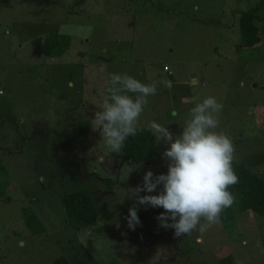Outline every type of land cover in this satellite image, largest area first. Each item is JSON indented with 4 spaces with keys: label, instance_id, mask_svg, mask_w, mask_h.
<instances>
[{
    "label": "rangeland",
    "instance_id": "374dc122",
    "mask_svg": "<svg viewBox=\"0 0 264 264\" xmlns=\"http://www.w3.org/2000/svg\"><path fill=\"white\" fill-rule=\"evenodd\" d=\"M259 3L263 39L244 46L241 14ZM49 32L70 34L63 56L41 51ZM110 73L156 82L137 126L156 121L174 136L195 103L215 97L223 105L215 131L264 178V0H0V264H49L62 254L73 264H220L228 254L264 264V215L251 210L176 237L156 219L163 208L136 205L140 224L127 226V189L147 170L167 172V145L158 143L155 165L124 161L122 151L97 159L105 148L91 122ZM80 188L98 220L75 230L62 198ZM27 207L43 233L27 226Z\"/></svg>",
    "mask_w": 264,
    "mask_h": 264
},
{
    "label": "clouds",
    "instance_id": "9594fccd",
    "mask_svg": "<svg viewBox=\"0 0 264 264\" xmlns=\"http://www.w3.org/2000/svg\"><path fill=\"white\" fill-rule=\"evenodd\" d=\"M164 83L169 89L172 87L171 81ZM105 92L107 98L91 122L92 130L99 131L103 140L105 152L97 157L101 162L107 155L120 154L125 141L137 134L147 97L156 94L157 83L145 84L127 74L110 73ZM222 108L213 96L195 103L182 131L175 136L167 126L150 123L156 142L167 145L161 154L167 161V172L154 174L147 170L142 184L127 189L128 198L134 200L125 217L130 229L140 224L136 205L163 208L156 219L160 227L174 229L176 237L196 230L205 232L219 222L224 209L233 205L235 200L229 189L238 183L232 166L234 147L226 134L215 131ZM172 115L176 116L175 111ZM158 188V194H151ZM141 192L148 194L140 195ZM19 245L24 246V241Z\"/></svg>",
    "mask_w": 264,
    "mask_h": 264
},
{
    "label": "trees",
    "instance_id": "16d2710c",
    "mask_svg": "<svg viewBox=\"0 0 264 264\" xmlns=\"http://www.w3.org/2000/svg\"><path fill=\"white\" fill-rule=\"evenodd\" d=\"M262 4L243 11L240 17V31L244 46H255L263 39L261 23L256 17ZM69 33L49 32L41 43V51L49 57H61L71 47ZM135 136H130L122 149L123 160L136 163L156 164V156L159 153L158 143L150 128L137 126ZM232 166L238 176V183L229 190L234 196L235 202L229 208L223 210L220 216L225 225L236 218V210H251L264 215V178L253 173L244 164L234 158ZM6 168L0 159V174H4ZM62 202L66 209V221L75 230H84L94 225L98 220V207L86 188L76 189L63 195ZM24 219L33 233H43L46 227L39 215L30 209L24 208ZM220 264H236L235 256L228 254L219 259ZM49 264H73L66 255H59Z\"/></svg>",
    "mask_w": 264,
    "mask_h": 264
},
{
    "label": "built area",
    "instance_id": "2783aa9c",
    "mask_svg": "<svg viewBox=\"0 0 264 264\" xmlns=\"http://www.w3.org/2000/svg\"><path fill=\"white\" fill-rule=\"evenodd\" d=\"M164 69H165V71H169L170 73L172 72V71L170 70L169 66H167V65L164 66ZM2 93H3V90L0 89V94H2Z\"/></svg>",
    "mask_w": 264,
    "mask_h": 264
},
{
    "label": "crops",
    "instance_id": "0c3cea01",
    "mask_svg": "<svg viewBox=\"0 0 264 264\" xmlns=\"http://www.w3.org/2000/svg\"><path fill=\"white\" fill-rule=\"evenodd\" d=\"M2 252L5 254V246H1ZM7 255V254H6ZM224 257V256H223ZM220 259V258H219ZM219 259L217 260V263L219 262Z\"/></svg>",
    "mask_w": 264,
    "mask_h": 264
}]
</instances>
